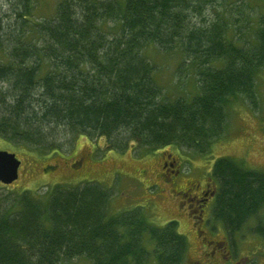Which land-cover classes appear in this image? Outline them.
<instances>
[{"label":"trees","instance_id":"1","mask_svg":"<svg viewBox=\"0 0 264 264\" xmlns=\"http://www.w3.org/2000/svg\"><path fill=\"white\" fill-rule=\"evenodd\" d=\"M37 3L0 4L4 145L42 158L82 140L204 154L234 102L257 107L264 7L252 0H63L42 19ZM210 174L213 218L233 243L264 209V172L220 159ZM42 191L0 194V264H187L178 222L157 227L141 208L112 213V190L96 182Z\"/></svg>","mask_w":264,"mask_h":264},{"label":"rangeland","instance_id":"2","mask_svg":"<svg viewBox=\"0 0 264 264\" xmlns=\"http://www.w3.org/2000/svg\"><path fill=\"white\" fill-rule=\"evenodd\" d=\"M61 1L63 0H38L37 6L42 14L38 19L52 17L55 6ZM252 1L256 6L264 7V0ZM2 3L3 0H0L1 5ZM151 54L154 55V52ZM154 59L159 61L156 55ZM170 73L165 72L162 80H170ZM191 83L192 80H188L187 90L193 89ZM256 99V108L247 99L234 102L228 110V123L224 134L211 144L206 153L177 147L163 150L165 153H174V157L177 153L184 157L181 156L185 163L182 168L184 178L202 180L203 175L209 177L208 173L220 159H231L243 168L264 172V72L259 77ZM85 142L82 140L73 149L62 151V155L42 158L38 154L33 157L32 152L25 151L24 148L8 144L6 146L0 141V151L14 153L21 161L18 181L9 187L0 183V194L19 193L24 190L39 194L42 190L46 192L56 185L75 187L81 183L96 182L112 190V213L141 208L144 217L157 227H164L171 221L178 222L179 234L186 237L190 245L187 264H208L200 263L204 258L201 254L203 249L191 227L192 223L177 216L179 211L175 193L171 194L167 190L169 187L163 179H157L163 174L160 151L155 153L134 147L119 153L108 150L105 141L97 142L98 148ZM46 168L47 172H44ZM258 217L250 220L238 235L233 236V243L223 226L215 223L219 234L214 239L222 242L227 235L228 240L224 247L229 248L230 242L232 243L230 251L228 250L231 252L230 259L225 264H264V230L257 231L259 225L264 227V209ZM207 251L210 252L209 247ZM69 264L89 263L74 260Z\"/></svg>","mask_w":264,"mask_h":264},{"label":"flooded vegetation","instance_id":"3","mask_svg":"<svg viewBox=\"0 0 264 264\" xmlns=\"http://www.w3.org/2000/svg\"><path fill=\"white\" fill-rule=\"evenodd\" d=\"M160 152V167L163 174H160L157 179H163L167 183L166 186L169 187L167 190L171 194H173L172 192L175 193L174 198L178 200L179 211L177 216L192 223L191 227L204 250H201L204 258L200 263L211 262L210 259L212 258L216 264H225V261L230 259L231 253H229V248L224 247V243H227L228 240L227 235L223 236L225 240L222 242L214 239L216 234H219V231L215 229L216 224L213 218V208L218 192L217 182L212 177H205L206 175L202 176L204 177L202 180L184 178L182 168L185 163L182 159L183 156L177 153L174 157V153H165L163 150ZM208 247L209 253L206 252ZM239 263L236 262L235 264Z\"/></svg>","mask_w":264,"mask_h":264},{"label":"water","instance_id":"4","mask_svg":"<svg viewBox=\"0 0 264 264\" xmlns=\"http://www.w3.org/2000/svg\"><path fill=\"white\" fill-rule=\"evenodd\" d=\"M21 162L15 154L0 151V183L9 186L19 179Z\"/></svg>","mask_w":264,"mask_h":264}]
</instances>
